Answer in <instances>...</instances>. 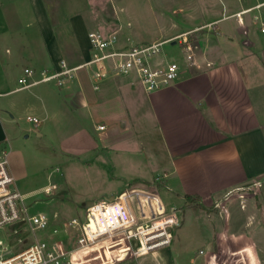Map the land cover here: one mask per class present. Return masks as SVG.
I'll return each instance as SVG.
<instances>
[{
    "label": "rangeland",
    "instance_id": "1",
    "mask_svg": "<svg viewBox=\"0 0 264 264\" xmlns=\"http://www.w3.org/2000/svg\"><path fill=\"white\" fill-rule=\"evenodd\" d=\"M209 1L47 0L46 4H51L52 22L57 25L61 21L59 29L69 37L70 29L65 19L70 13L80 11L87 12L92 29L121 28L120 45L125 37H130L134 43H144L137 42L142 40L150 43L156 37L168 39L188 31L195 44L199 39L197 35L206 30L201 29L203 25L218 11ZM43 42L40 22L30 0H0V148L7 147L16 185L30 196L32 213L58 211L61 215L58 222L62 227L64 221L73 217L84 219L88 201L106 199L124 189H144L162 196L169 213L174 206L178 222L169 228L172 240L167 245L136 255L139 241L131 239V252L118 264H207L208 251L223 249L224 245L216 239V234L217 237L222 235L223 224L232 239L234 231H239L240 243H225V248L244 256L237 262L248 258V252L258 256V264L264 263V177L257 179L262 182L260 187L233 191L209 205L202 202L205 207L197 200H189L186 196L183 199L179 194L181 191L168 187L162 169L164 165L156 160L155 152L162 153L161 145H158L162 141L160 134L147 133L145 139V133L131 135L128 126L118 124L117 129L123 134L121 141L125 143L117 142L104 149L98 139L103 140L107 135L115 139L118 134H111L112 123L107 118L87 113L75 92L66 95L69 94L66 92L69 82L62 87L55 81L23 86L20 78L26 67L34 69L35 77H40L37 61L42 57ZM160 56L182 61L184 51L179 43L169 42L162 46ZM96 67L94 64L93 68ZM86 71L90 70L79 69L76 76ZM117 77L131 79L138 95L140 90L145 91L139 78L127 75L106 78L99 83L98 90L105 81ZM82 109L84 113L79 114ZM29 117H36L40 122L35 124ZM102 121L107 123L106 128H97ZM139 144L144 145V149ZM52 183H58L57 188L50 194L45 193V186ZM240 192L256 195L253 207L248 205L247 194L240 205L243 210L237 207V193ZM231 194L232 201L228 205L231 210L220 217L222 208H218V203ZM138 197V193L129 196L136 213L138 206L140 209ZM145 210L149 215L147 206ZM144 226L152 227L151 218H144ZM154 229L161 230L162 227ZM8 233V227L0 229V237L6 242ZM115 248V241L93 244L80 251L77 264H114L111 257Z\"/></svg>",
    "mask_w": 264,
    "mask_h": 264
},
{
    "label": "crops",
    "instance_id": "2",
    "mask_svg": "<svg viewBox=\"0 0 264 264\" xmlns=\"http://www.w3.org/2000/svg\"><path fill=\"white\" fill-rule=\"evenodd\" d=\"M30 1L44 41L42 57L37 61L40 70H56L63 59L74 67L91 58L93 49L88 34L99 29L91 28L87 12L75 11L66 17L69 37L59 29L61 21L57 25L52 22L50 12L54 13L51 4H46L47 0ZM209 2L218 11L203 25L201 29L206 30L195 43L199 64L187 69L172 85L153 93L140 90L138 95L131 79L117 77L105 81L97 91L91 72L86 71L69 80L70 87L66 90L67 96L76 93L79 104L87 109V113L107 118L112 123L111 134L119 137L110 139L107 135L103 140L98 139L104 149L117 142L125 143L121 141L123 134L118 131V124L128 126L131 135L145 133V139L147 133L160 134L162 141L158 145H161L162 153L155 154L157 162L164 165L162 169L168 187L181 191L179 194L183 199L187 194H198L205 205L222 200L225 194L249 187L264 177V5L258 6L264 0ZM206 26L208 28H204ZM173 41L178 43L176 39ZM130 42V37L123 38V44ZM80 111L79 114L84 113V109ZM106 124L102 121L96 127L105 126V129ZM139 145L144 149V145ZM132 192L146 194L143 198L151 210L163 213L160 200L153 197L151 202L143 190ZM129 193L126 191L123 198L130 212ZM237 194V207L243 210L240 205L246 194L249 195L248 205L253 207L254 193ZM231 197L232 194L219 202L220 217L231 210L228 206ZM156 226L161 224L156 223ZM142 230L146 231L145 228ZM156 231L160 230L154 229ZM233 238L223 224L222 235L217 237L216 234L223 249L208 251L206 263L258 264V256L248 252V258H241L240 263L236 261L244 256L225 248V243H240L238 229ZM104 241L116 243L111 257L114 264L125 257L123 252H131L128 240L122 235L93 244ZM143 242L140 255L151 251L146 238Z\"/></svg>",
    "mask_w": 264,
    "mask_h": 264
},
{
    "label": "built area",
    "instance_id": "3",
    "mask_svg": "<svg viewBox=\"0 0 264 264\" xmlns=\"http://www.w3.org/2000/svg\"><path fill=\"white\" fill-rule=\"evenodd\" d=\"M262 5L264 2L258 6ZM262 25L264 26V21ZM120 33L121 28L110 31L92 30L88 35L93 54L88 61L72 67L63 59L58 69L53 71L42 69L38 78L35 77L34 69L26 67L20 82L23 86L30 87L40 82L55 81L62 87L76 77L79 69L87 68L91 72L94 89L98 90L99 83L108 77L127 75L139 78L145 91L153 93L172 85L187 69L199 64L195 44L189 36L191 32L181 33L173 38L156 39L150 43L130 42L123 45H120ZM174 39L184 51L182 61L160 56L162 46ZM94 64L97 65L96 68H93ZM206 64L212 63L206 62ZM28 119L35 124L40 122L36 117ZM261 185L260 180H255L248 188ZM57 186L58 183L49 184L45 186L44 192L50 194ZM134 190H143L148 193L146 197L150 198L151 202L153 197L160 200L163 213L158 214L156 209L152 211L144 199L146 194L132 192ZM126 191L130 192L129 196L138 193L142 214L139 215V206L138 213L135 212L129 196L127 199L130 212L128 211L123 198ZM113 196L112 200L106 198L93 201L92 205L85 208L84 219L73 217L64 221L61 227L58 222L61 215L58 211L53 214L43 211L32 213L28 200L30 196L18 189L9 165L7 147H2L0 149V229L8 227L9 238L6 242L0 237V264H77L79 253L83 248L97 241L121 235L130 243L131 239L139 241L136 255L143 252L144 238L150 250L171 242L172 232L169 228L177 225L176 212L172 207L169 213L168 207L159 194L132 188ZM146 206L150 210L149 215L145 210ZM146 217L151 218V228L144 226ZM161 217L163 219H160ZM156 223L161 224L160 227L163 230L146 235L155 228ZM142 228L146 231L144 232ZM70 229L73 231L71 232ZM129 247L131 250L130 245ZM123 253L128 254V252ZM121 260L118 259L116 264Z\"/></svg>",
    "mask_w": 264,
    "mask_h": 264
},
{
    "label": "trees",
    "instance_id": "4",
    "mask_svg": "<svg viewBox=\"0 0 264 264\" xmlns=\"http://www.w3.org/2000/svg\"><path fill=\"white\" fill-rule=\"evenodd\" d=\"M199 35H200V34H199ZM199 35H197V37H198ZM159 184H160V183H159ZM186 198L189 199V200H193V201H196V200H197L199 204H201L203 207H205V205L202 204L201 196L198 195V194H195V195H193V194H187V195H186ZM208 210H211V208H209Z\"/></svg>",
    "mask_w": 264,
    "mask_h": 264
},
{
    "label": "water",
    "instance_id": "5",
    "mask_svg": "<svg viewBox=\"0 0 264 264\" xmlns=\"http://www.w3.org/2000/svg\"><path fill=\"white\" fill-rule=\"evenodd\" d=\"M172 43L175 44L176 41H173ZM109 199H111V200L114 199V196L112 195L111 197H109ZM92 204H93V201H88V202L85 204V208L88 207V206H90V205H92Z\"/></svg>",
    "mask_w": 264,
    "mask_h": 264
},
{
    "label": "bare ground",
    "instance_id": "6",
    "mask_svg": "<svg viewBox=\"0 0 264 264\" xmlns=\"http://www.w3.org/2000/svg\"><path fill=\"white\" fill-rule=\"evenodd\" d=\"M228 198V197H227ZM221 203H218V205H220ZM92 244H90L89 246H91ZM89 246L85 247V248H88ZM84 249V248H83Z\"/></svg>",
    "mask_w": 264,
    "mask_h": 264
}]
</instances>
